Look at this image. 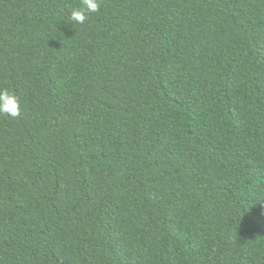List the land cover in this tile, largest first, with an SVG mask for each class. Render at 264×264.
I'll list each match as a JSON object with an SVG mask.
<instances>
[{"label": "trees", "instance_id": "1", "mask_svg": "<svg viewBox=\"0 0 264 264\" xmlns=\"http://www.w3.org/2000/svg\"><path fill=\"white\" fill-rule=\"evenodd\" d=\"M0 0V264H264V0Z\"/></svg>", "mask_w": 264, "mask_h": 264}, {"label": "clouds", "instance_id": "2", "mask_svg": "<svg viewBox=\"0 0 264 264\" xmlns=\"http://www.w3.org/2000/svg\"><path fill=\"white\" fill-rule=\"evenodd\" d=\"M82 7L71 10L69 19L72 22L83 24L89 13H96L99 11V0H81ZM20 114L19 101L12 92L7 88H0V116L9 118H16Z\"/></svg>", "mask_w": 264, "mask_h": 264}]
</instances>
